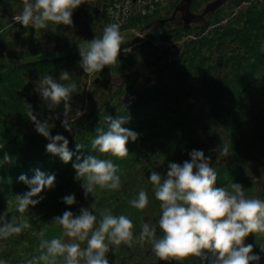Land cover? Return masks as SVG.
<instances>
[{
    "label": "trees",
    "instance_id": "1",
    "mask_svg": "<svg viewBox=\"0 0 264 264\" xmlns=\"http://www.w3.org/2000/svg\"><path fill=\"white\" fill-rule=\"evenodd\" d=\"M117 1L127 0H85L73 12L72 27L76 28L77 24L89 29L93 37L92 29H103L102 22L107 20L103 14L105 7L123 6ZM175 1L165 5V13L158 9L127 20L126 28H149L148 36L140 48L122 52L115 65L105 66L97 72V75L101 74L99 76L115 72L119 85L107 92L101 91L106 89V85H102L96 95L98 103L88 101L86 114L72 118L79 110L78 99L84 98L83 86L89 76L79 66L78 50L86 43L81 38L87 41L88 36H81L76 29L71 30V26L52 22H48L46 29L26 28L14 21L23 10V0H0V222L17 213L10 203L6 206L7 196L13 194L14 198L21 191L29 190L18 180L21 174L31 179L38 169L45 174H54L61 181H55L53 190L45 189L40 194L43 196L41 202L34 207L30 205L24 212L35 233L31 235L30 247L23 243L22 236L19 238L22 254L39 252L35 245L44 238L43 232L42 235L38 232L41 226L50 228L47 239L52 236L62 242L69 241L63 235L62 227L54 224L52 219L66 210L78 215L79 209L85 207L80 200V195L85 196L81 186L83 181L75 179L76 172L72 167L77 156L95 155L109 159L118 168V190L97 186L88 196L91 197L88 205L95 201L96 208L110 210L115 216L125 215L134 225L132 245L111 247L107 253L109 264L202 263L194 255L182 261H161L152 252L150 242L139 243L142 223L158 230L157 239L162 235L157 223L162 213L149 180L151 172L165 177L169 163L190 161L193 150H202L205 157H210V165L217 173L215 187L231 191V185L237 183L243 186L246 198L264 200V185L256 183L257 178L264 180V157L260 159L256 151L252 152L259 146L264 149V0H235L230 4L248 3L227 12L220 8L207 24L196 27L161 21L170 15ZM208 1L192 0L190 8L199 11ZM154 25L161 26L152 29ZM191 34L196 37L192 38ZM159 56L162 61H167L157 67L161 70L160 75L151 81L139 82L145 78L139 79L137 70L149 68L151 61ZM145 59L149 61L143 63ZM152 70L151 66L148 74L158 72ZM62 71L70 74L68 81L59 80ZM44 75H51L62 84L77 85L70 102L71 131L62 127L63 105L49 110L40 97L37 89ZM30 109L41 122L47 120L52 136L60 134L68 139V148L74 153L71 161L64 163L58 155L47 152L49 140L35 131V125L27 116ZM108 115L113 118L126 116L127 123L122 126L138 133L136 141L130 139L127 143L129 154L123 158L100 154L91 148L96 128L106 126L104 117ZM77 143L84 146L79 152ZM222 143L228 146L227 155H219ZM5 154L11 162L3 159ZM141 189L147 192L149 200L143 211L130 204ZM68 195H75L76 203L63 209L61 202ZM28 210L33 214L30 215ZM99 212L93 215L99 218ZM36 214L41 218L35 217ZM36 234L38 239H35ZM251 238L248 235L244 241ZM9 242L13 243V240ZM263 242L247 241L244 244L257 247ZM84 247L86 242L81 243V248ZM57 264H63L62 257L58 258Z\"/></svg>",
    "mask_w": 264,
    "mask_h": 264
},
{
    "label": "clouds",
    "instance_id": "2",
    "mask_svg": "<svg viewBox=\"0 0 264 264\" xmlns=\"http://www.w3.org/2000/svg\"><path fill=\"white\" fill-rule=\"evenodd\" d=\"M85 0H23V10L14 17L16 23L34 29H46L48 22L55 25L71 26L74 10ZM123 37L120 25L108 24L100 37L86 41L79 46L81 57L79 66L87 75L101 72L105 66L117 63ZM70 74L62 71L59 80L68 81ZM75 83L62 84L51 75H44L39 80L38 91L49 110L63 105L64 119L62 127L71 131L69 112L72 94L76 92ZM80 111L76 116H82ZM28 119L35 125V131L49 140L46 145L48 153L58 155L64 163L72 160L74 155L68 148L69 141L63 135L50 134L47 120L41 122L32 109L27 113ZM106 126H98L91 148L100 154H111L123 158L129 154L127 143L137 140L138 133L126 127L127 117H104ZM2 147V145H0ZM83 145L77 143L79 152ZM219 155H227L228 146L223 144L218 149ZM190 161L183 164L169 163L166 177L152 171L149 177L154 186L155 198L160 202L161 216L157 221L162 232L156 238V229L148 223H142L139 243L152 244V252L161 261H182L194 255L207 261V264H252L260 260L253 252L252 244H244V239L251 233H264V200L246 198L242 185L233 183L231 191L225 187H215L217 173L210 165V157H205L202 150H193ZM11 162L8 154L3 158ZM72 165L76 172L75 179L83 181L85 198L93 193L95 187L118 190L120 176L117 166L109 159H100L95 155L77 156ZM55 175L35 170L29 179L21 174L20 182L27 185L28 191L17 195L18 211L24 213L29 206H36L45 189L55 186ZM40 197V199H34ZM63 203L74 205L75 195L63 197ZM133 208L143 211L149 204L148 194L141 189L138 196L130 201ZM54 224L62 227L63 235L69 238L62 242L59 238L42 240L39 255L26 261V264H57L63 258V264H109L107 253L110 246L133 243V222L125 215L115 216L110 210L103 211L99 218L93 215L92 208L81 207L79 214L64 211L52 219ZM28 224H16L13 221L0 225V238L7 239L20 234ZM79 241V242H76ZM86 247L81 248V243ZM264 251V249H261ZM0 264H7L0 260Z\"/></svg>",
    "mask_w": 264,
    "mask_h": 264
},
{
    "label": "rangeland",
    "instance_id": "3",
    "mask_svg": "<svg viewBox=\"0 0 264 264\" xmlns=\"http://www.w3.org/2000/svg\"><path fill=\"white\" fill-rule=\"evenodd\" d=\"M207 1V0H206ZM211 1V0H209ZM242 1V0H241ZM246 3H248L247 1H243V2H240V4H231L230 6L226 7L223 12H227V11H232L233 9H237L240 5H245ZM233 5H237V6H234ZM86 6V5H85ZM81 7L82 9L85 7ZM87 7V6H86ZM82 16H83V13H81ZM81 16V15H80ZM157 26H161V25H154V28H156ZM76 28H73L72 25L70 27V29H76L80 34L81 36L82 35H87L88 36V40L87 41H91L95 38L93 37H100L102 35V32H103V29L101 27H95L92 29L93 33H94V36L92 37L90 35V31L89 29H86V28H82L81 26L77 25L75 26ZM66 28V27H65ZM148 29L149 28H139V27H130L129 29L125 30V31H120L121 32V35L123 37V40H122V45H121V50H120V53L121 54L122 52L124 53L125 51H130L132 50L131 52H134L135 49H137L138 47L140 48V45L142 44V42L146 39V35L147 32H148ZM83 43L86 42V39L85 38H81ZM138 61H140L141 59L139 57L136 58ZM149 59H145V61H143V63H146L148 62ZM162 62H167L166 60L165 61H162ZM162 62H160V66L159 67H162ZM142 64V63H141ZM151 67V65H150ZM149 67V68H150ZM149 68H142V69H139L137 70V77L140 79L141 77L147 79L148 77L151 78H154L153 75L151 74H148V70ZM124 69V68H122ZM159 68L156 69V71H158ZM157 72H155L154 74H156ZM101 74H98L97 73H93L91 75L88 76V78L86 79V82L87 84L83 86V89L85 91V94H84V98L83 100L81 99H78L79 101H77V105L79 107V110L80 112L84 114H86L87 110H86V106L85 104L88 102V101H92L94 102L95 104L98 103V100L96 99V95H97V91L100 90L101 86L102 85H106V89H103L101 90L102 92H107L108 90L112 91L114 86H118L119 85V78H118V75L115 74V72H108L107 74H105L104 76H99ZM155 76V75H154ZM93 81V83H92ZM144 81V79H141L139 82H142ZM89 83V84H88ZM105 83V84H104ZM88 88H91L87 91ZM107 90V91H106ZM87 91V92H86ZM81 97V96H79ZM82 98V97H81ZM82 115V116H83ZM82 116H79V117H82ZM77 116H74L72 118H76ZM209 142L211 143V140L209 139ZM256 151L257 153V156L261 159L262 157H264V149L260 148H253L252 149V152L254 153ZM167 173V172H166ZM167 176V175H166ZM165 176V177H166ZM55 181L57 183H60L61 181H59L56 177ZM256 183H258L259 185H264V180H263V177L261 178H257L256 179ZM63 185H64V182H63ZM55 187V186H54ZM54 188L52 189H46V191H51L53 190ZM18 193V192H17ZM68 193H72V192H68ZM19 195H23V191H21L20 193H18ZM13 194H9L7 196V199L8 200V204H6V206L8 207L9 206V203L11 206V209H14L17 211V213L15 214L14 217H6L4 220L5 221H2L0 222V225H2L3 223H7V222H11L13 221L14 223L16 224H28L29 227L25 228L20 234L18 235H12L10 236L9 238L7 239H3V238H0V260H4L7 262V264H26V261L28 259H32V257L35 256L36 253H39V252H32L30 253V255H27V254H22L20 252V246H19V241L21 239V236H22V241L24 244H26L28 247L31 246V242H30V239H31V235L33 233H35L34 231H32L31 229V221H29V217L28 216H25L24 213H21L18 211V207H17V198L14 196H12ZM12 196V197H11ZM259 199V198H258ZM80 200L82 202L83 205H85L86 208H89L93 210V214L94 213H97L99 212L98 210H101V212L99 213H102V208H96L94 206V204L96 203L95 201L90 203L88 205V203L90 202L91 200V197H87L85 198V196L83 195H80ZM17 202V203H16ZM62 204V208L63 209H68L69 208V205L65 206V203H63V200L61 202ZM40 207L42 208H45L44 206L40 205ZM6 212V211H5ZM100 215V214H99ZM35 217H38V218H41V215L40 214H36L34 215ZM146 222V221H145ZM46 228V227H45ZM44 226H41L40 227V230H38V232L44 234V238L43 240H46L47 237L51 234L50 233V228H46L45 229ZM45 229V230H44ZM256 233V234H255ZM253 234H249V235H254L251 239L247 240L249 242H254V241H259V240H264V233H261V232H255ZM20 238V239H19ZM53 239L52 236H50V238H48L47 240H51ZM13 240V243H10L9 241ZM247 241H244V242H247ZM36 248H39V245H35ZM261 249H264V242L263 244H258V246L256 247L255 245H253V251L255 252V255H259L260 256V260L258 261V264H264V251H262ZM253 253V252H252ZM259 253V254H258ZM262 253V254H260ZM201 264H207V261H203ZM252 264H257V262H252Z\"/></svg>",
    "mask_w": 264,
    "mask_h": 264
},
{
    "label": "built area",
    "instance_id": "4",
    "mask_svg": "<svg viewBox=\"0 0 264 264\" xmlns=\"http://www.w3.org/2000/svg\"><path fill=\"white\" fill-rule=\"evenodd\" d=\"M170 0H127L117 1V4H123L121 8L105 7L106 15L105 27L111 23L120 25V29L127 24V20L132 16L146 15V12L163 9Z\"/></svg>",
    "mask_w": 264,
    "mask_h": 264
},
{
    "label": "water",
    "instance_id": "5",
    "mask_svg": "<svg viewBox=\"0 0 264 264\" xmlns=\"http://www.w3.org/2000/svg\"><path fill=\"white\" fill-rule=\"evenodd\" d=\"M235 0H211L205 4L203 10L199 13L193 12L190 10V5L192 0H181L178 5L175 7L172 16L167 19H173L175 16V12L179 11L181 14V19L185 23L191 22H204L205 15L212 13L218 7L224 5L227 2H231ZM164 19H161L163 21Z\"/></svg>",
    "mask_w": 264,
    "mask_h": 264
},
{
    "label": "flooded vegetation",
    "instance_id": "6",
    "mask_svg": "<svg viewBox=\"0 0 264 264\" xmlns=\"http://www.w3.org/2000/svg\"><path fill=\"white\" fill-rule=\"evenodd\" d=\"M233 1H231V2H227V3H225L224 5H222V6H220V7H218L217 9H215L212 13H210V14H207L206 15V24H207V22H208V20H210V19H212L211 17L216 13V12H218V9H220V8H222L223 10L226 8V7H228V4H230V3H232ZM231 5V4H230ZM229 5V6H230ZM202 8H203V6H202ZM202 10V9H201ZM201 10H199V11H195V12H200ZM170 22H172L173 24H175V23H181V18H180V12H175V16H174V18H173V20H170ZM166 24H169V22L168 23H166ZM203 26L201 23H194V24H192V26L193 27H196V26ZM192 38H195L196 37V35L195 34H193V36H191ZM162 57H158L157 59H153L152 61H151V66H152V68H153V70L152 71H156L154 68H157V67H159L160 65V62H162ZM160 72H161V70L160 71H158L156 74H153V77L154 78H151L150 79V77H148L147 79H144V82H148V81H151V80H153V79H155L158 75H160ZM155 75V76H154Z\"/></svg>",
    "mask_w": 264,
    "mask_h": 264
}]
</instances>
